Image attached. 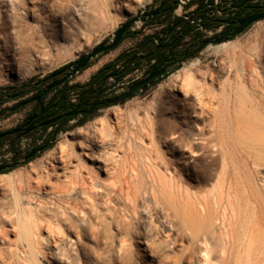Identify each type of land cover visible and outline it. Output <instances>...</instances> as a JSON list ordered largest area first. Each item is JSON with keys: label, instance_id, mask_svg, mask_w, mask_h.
Wrapping results in <instances>:
<instances>
[{"label": "bare ground", "instance_id": "1", "mask_svg": "<svg viewBox=\"0 0 264 264\" xmlns=\"http://www.w3.org/2000/svg\"><path fill=\"white\" fill-rule=\"evenodd\" d=\"M85 1L51 7L66 18ZM26 5L11 3L8 56L31 29ZM209 49L212 69L172 75L178 103L155 100L170 116L151 117L153 104L140 125L98 118L30 164L34 176L0 175V264H264V49Z\"/></svg>", "mask_w": 264, "mask_h": 264}, {"label": "rangeland", "instance_id": "2", "mask_svg": "<svg viewBox=\"0 0 264 264\" xmlns=\"http://www.w3.org/2000/svg\"><path fill=\"white\" fill-rule=\"evenodd\" d=\"M12 1L16 0H0V98H3L7 87L35 83L52 72L70 65L104 40H110L118 28L131 18L136 15H146L162 0H106L107 4L105 6L100 2H95V0L89 5L88 1H85L84 7L80 11L66 18H63L59 12L54 11L51 7L56 0H26V9L20 12L24 16V29H26L25 26L31 27V29L24 31L19 39L15 38L12 40L15 52L14 56H8L4 52L6 46L4 38L7 35L13 36V30L12 28L11 30H4V23L11 20V15L13 14ZM63 1L65 5L71 8L75 4L81 3V0ZM259 2L264 4V0H259ZM33 4L36 6L34 12L31 11ZM125 4H128L131 10H127ZM26 11L29 12L28 15H24ZM164 16L167 18L170 15ZM163 19L164 17L161 16L148 26L140 20L134 23L131 27L132 31L137 32L134 38H126L114 50L99 54L92 60V65L86 69L89 70L90 75L86 77V70L81 71L73 76L70 84L87 82L93 74L104 65L115 60L117 56L135 49L138 43L146 36L159 34L162 30L159 23ZM2 29L4 32H2ZM232 41H236V44L244 47L260 46L264 49V19L254 23L247 31L238 35ZM211 44L216 43H206L195 56L186 58L181 63L169 67L163 75L157 77L145 87L139 88L127 100L101 108L82 126L70 122L55 134H48L49 130H47L41 135H35V139L32 142L30 140L26 141V139L20 143L10 139L0 142V165L4 164L5 161H10L15 152L19 154V166L12 171H9L10 169L4 170L0 175L29 173L34 176L35 169L30 168V164L37 167L41 165L49 155V152L59 142L70 138L69 134L75 133L80 127L95 123L98 118H106L114 126H116V118H122L129 125H140L146 120L147 108L153 105L156 99H161L163 108L169 106V101L178 103L180 101L178 97L169 96L167 87L172 75L195 60L200 61L198 67L200 72L212 69L219 56L212 54L209 49ZM6 59H9L11 65L5 64V61H8ZM121 66L120 64L119 68ZM148 67V63L144 62L140 67L131 71L119 81L109 78L105 94H116L123 91L130 83L144 76V72ZM222 80V78L218 79L219 82ZM75 95L76 93H73L72 96L75 97ZM14 104L15 100H7L0 104V133L14 127L24 117L23 111L12 114L10 108ZM154 105L155 110L148 111L149 115L155 119L159 113H165L167 116L174 113V110H158L157 104ZM136 115L141 119L140 123L135 121ZM77 120L76 118L73 122ZM50 135H53L54 147L52 149L42 153L39 152L32 159H24V156L33 147L37 146L38 142L41 140H44V142L50 141ZM0 197H2L1 194ZM14 235L11 234V237L14 238ZM199 260H202V258L200 257ZM199 264L203 263L200 262Z\"/></svg>", "mask_w": 264, "mask_h": 264}, {"label": "trees", "instance_id": "3", "mask_svg": "<svg viewBox=\"0 0 264 264\" xmlns=\"http://www.w3.org/2000/svg\"><path fill=\"white\" fill-rule=\"evenodd\" d=\"M168 1H170L169 9L159 16H155L150 23L154 22L161 16L168 14L170 15L171 12L176 8V4L174 1ZM234 7L236 8V10L230 13L229 17L223 21L225 23V28L219 34L214 35L210 38H203V36L197 32L192 33L190 27L186 23H184L181 18L170 20L166 27L160 32L166 34V37L161 38L159 34L146 36L138 43L135 49L117 56L115 60L104 65L95 74H93L87 82L83 84H74L65 88L63 92H57L52 97V100L56 102L55 106L64 107L69 105L70 96H72L73 93H76L80 98L87 101L98 100L105 95L106 84L110 77H114L115 80L119 81L131 71L140 67L144 62L150 64L153 61V63H151L147 70L144 72V76L152 74L162 68H166L167 70V68L181 63L186 58L195 56L205 46L206 41L216 40L221 37H229V35L235 28L234 25H236L239 20L252 14L261 13L264 11V4L260 3L259 0H237ZM219 21L222 20L214 19L211 22H205V25L207 27H211L213 24ZM143 24L146 25V23ZM251 26L252 25H250L245 31H247ZM136 33L137 32L132 31L131 28L128 29L120 43L126 38H134ZM186 37H189V40L187 42L185 41ZM154 39H158L157 44L154 43ZM120 43L118 45H120ZM120 64L122 65L121 68H119ZM91 65L92 61L89 62L84 70L89 68ZM106 71H110L111 74L103 76ZM145 86L146 85H144L143 87ZM5 90L6 92L3 95V98H0V104L2 102H6L7 100H14L17 97L28 93L31 88L29 87V84H22L19 86L7 87L5 88ZM1 115H3V113H1ZM94 115L95 114L86 115L81 121L77 123V125H84ZM49 137L50 141L44 142V144L40 147V153L50 150L54 147L52 138L53 135H50ZM6 139L8 138L1 139L0 142H3ZM18 166L19 165L16 164V166L11 168L9 171L14 170Z\"/></svg>", "mask_w": 264, "mask_h": 264}, {"label": "flooded vegetation", "instance_id": "4", "mask_svg": "<svg viewBox=\"0 0 264 264\" xmlns=\"http://www.w3.org/2000/svg\"><path fill=\"white\" fill-rule=\"evenodd\" d=\"M161 3H159L158 5L153 7V9H151L150 11L158 8ZM169 7H170V1L167 0L164 3V5L160 8L157 16L166 12L169 9ZM152 20H153V18L150 21L143 22V23H146V25L148 26L149 24H151L150 22ZM237 26H238V24L234 25V27H237ZM110 42L111 41L108 40L107 44H109ZM151 63H153V61ZM150 64H148V65H150ZM59 70H61V69H59ZM59 70H57V71H59ZM57 71H55V72H57ZM53 73L54 72H52L51 74H53ZM66 73L67 72H63V73H61L55 77H52V78L46 80L43 83L37 84L40 80L45 79L51 75V74H49L48 76L36 81L35 83L29 84V87L31 88V90L28 93L14 99L15 104L10 109V110H13L12 114L17 113L19 111H23L24 117L14 127L10 128L4 132L16 130V129H20V130L13 133V134L6 135L5 137H3L1 139L8 138V139H10L16 143H20L22 140H25V139H26V141L30 140L32 142L35 139V135H41L44 131H47V130H49L48 134H55L62 127L67 126L68 123H70V122H72V124L78 123L87 115L83 111L88 110L90 108V104L95 100L87 101V100L80 98L79 95L76 94L75 97L70 96L69 105L64 106V107L55 106L56 102L52 100V97L57 92H59V91L63 92L65 88H67L68 86H71L70 81L73 77L67 79L66 81H64L60 85L55 86L50 91L44 93V91L50 85H52V84L60 81L61 79H63L65 77ZM107 74H111V72L106 71L103 74V76L107 75ZM149 75H147V76H149ZM147 76H142L140 79L145 78ZM110 78L114 79V77H110ZM156 78L152 79L146 85L152 83ZM132 83H130L123 91L116 93V94H105L103 97H101L98 100L108 99V98H112L114 96H117V95L127 91ZM103 107H108V106H98L97 108H95V111L93 114H95L98 110H100ZM73 110H77V114L75 116L63 117L59 121H57L56 123H54L52 125L41 126V124L44 121H46L47 119L57 117L59 115H62V114L67 113V112H71ZM76 118L78 120L76 122H73V120ZM29 138H32V139H29ZM43 144H44V140H41L40 142H38L37 146L33 147V149L30 152H28L24 157H26L27 155H29L33 152H35V154H34V156H35L37 153L40 152V147ZM18 156H19L18 152H15L12 159L10 161H5L4 164L8 165V164L12 163V161L16 164H19V157Z\"/></svg>", "mask_w": 264, "mask_h": 264}, {"label": "water", "instance_id": "5", "mask_svg": "<svg viewBox=\"0 0 264 264\" xmlns=\"http://www.w3.org/2000/svg\"><path fill=\"white\" fill-rule=\"evenodd\" d=\"M166 1L167 0H163L158 8L150 11L146 15H136L133 18H131L128 22L124 23L120 28H118V30L115 32V34L112 36V38H110L111 42L109 44H107L108 40H104L103 42L98 44L95 48H93L91 51L85 53L83 56H81L79 59H77L76 61H74L70 65L64 67L63 69H61L57 72H54L53 74H51L50 76H48L45 79L40 80L37 84L43 83L46 80H48L52 77H55V76H57L63 72H67L63 79H61L60 81L50 85L44 91V93H46V92L50 91L52 88H54L55 86L60 85L61 83H63L67 79H69V78L75 76L76 74L80 73L82 70H84L87 67L89 62H91L99 54L114 50L118 46L120 41L122 40L126 31L128 29H130L134 23H136L139 20L142 22H147V21H150L155 16H157L160 8L164 5V3ZM263 19H264V11L261 13H255V14H252L248 17H245V18H243L237 22L238 26L234 28V30L229 35V37H221V38H218L216 40L206 41L205 44L208 42L220 43V42L225 41V40H233L235 37L242 34L250 25H253L254 23H256L260 20H263ZM165 71H166V68H162V69L150 74L149 76H147L145 78H142V79H139V80L133 82L127 91H125V92H123L117 96H114V97L108 98V99L95 100L90 104V108L88 110H84L83 112L87 115H91L94 113L95 108H97L98 106H110V105L116 104L119 101L126 100L129 97H131L133 95V93L136 92L139 88H141L144 85H146L147 83H149L152 79L163 75L165 73ZM76 114H77V110H73L71 112L64 113V114L59 115L57 117L47 119L46 121H44L41 124V126L52 125V124L56 123L57 121H59L63 117H73ZM19 130L20 129H16V130L0 133V139L5 137L6 135L13 134ZM34 154H35V152L27 155L24 159L28 160L31 157H33ZM15 166H16V163H14L13 161H12V163H10L8 165L1 164L0 165V173L4 170L11 169Z\"/></svg>", "mask_w": 264, "mask_h": 264}, {"label": "built area", "instance_id": "6", "mask_svg": "<svg viewBox=\"0 0 264 264\" xmlns=\"http://www.w3.org/2000/svg\"><path fill=\"white\" fill-rule=\"evenodd\" d=\"M176 8L171 12L170 16L159 23L163 30L166 25L175 18H181L186 23L191 32H197L203 38H210L219 34L224 28L223 22L229 17V14L234 12V7L237 0H174ZM214 19L222 20L216 22L211 27H207L205 22H211ZM161 30V31H162ZM161 38L166 37V34L159 33ZM189 37H186L187 42ZM154 43H158V39H154Z\"/></svg>", "mask_w": 264, "mask_h": 264}]
</instances>
